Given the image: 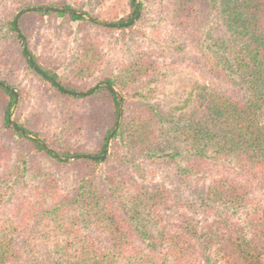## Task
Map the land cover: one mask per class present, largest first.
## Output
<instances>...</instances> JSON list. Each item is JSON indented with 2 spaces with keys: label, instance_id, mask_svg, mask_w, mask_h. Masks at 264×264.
I'll return each mask as SVG.
<instances>
[{
  "label": "trees",
  "instance_id": "obj_1",
  "mask_svg": "<svg viewBox=\"0 0 264 264\" xmlns=\"http://www.w3.org/2000/svg\"><path fill=\"white\" fill-rule=\"evenodd\" d=\"M104 1L87 5L74 0V7L100 19L93 11ZM221 1L229 36L227 43L221 42L225 55L217 54L206 62L217 79L236 85L238 78L242 87L225 93L202 90L205 123L211 129L193 121L179 124L176 116L186 109L189 99L167 109L155 104L154 52L143 48L121 60L115 73L108 69L99 73L108 61L105 37L114 30H132L135 24L105 28L64 13L28 12L20 17L18 27L39 68L74 92H87L99 82H108L121 93L124 111L105 160L63 162L9 126L15 99L0 85V181L18 176L21 180L17 182L26 185V170L22 175L19 169L7 171L14 155L27 165V154H42L77 179L74 190L65 191L60 178L33 158L39 178L31 192L38 195L19 199L17 211L12 212L20 216V223L0 226V264H47L46 260L38 262L44 253L36 244H30L39 234L54 243L57 260L54 258L53 264H264V0ZM218 2L165 0L163 6L165 16L185 31L211 10L217 11ZM140 5L144 10L145 2ZM32 6L73 7L63 0L0 1V31L4 27L8 30L6 37L0 36V80L20 96L13 119L62 157L101 156L117 119V98L106 87L90 96H69L30 66L12 20L21 8ZM126 6L128 17L118 20L115 14L101 20H132L137 7L132 0H127ZM51 17L78 23L80 37L66 74L51 67L50 60L41 64L31 48L33 40L45 44L41 59L54 50V43L40 31ZM142 19L143 12L137 22ZM23 73L38 78L49 92L61 125L58 132L48 130L51 125L43 112L24 114ZM170 123L174 126L169 127ZM128 138L133 155L121 157L120 143ZM173 143L174 152L169 154ZM179 143H184L185 149H180ZM136 159L173 161L178 164L176 182L167 185L155 181L157 170L144 171ZM230 162L237 164L243 174H237ZM4 196L0 193V202ZM1 205L5 206L4 202ZM20 211L21 215L16 214ZM36 212L45 224L32 222ZM56 229H63L64 244Z\"/></svg>",
  "mask_w": 264,
  "mask_h": 264
},
{
  "label": "rangeland",
  "instance_id": "obj_2",
  "mask_svg": "<svg viewBox=\"0 0 264 264\" xmlns=\"http://www.w3.org/2000/svg\"><path fill=\"white\" fill-rule=\"evenodd\" d=\"M0 1L9 3L11 0ZM52 1L61 2V0ZM78 1L87 5L89 3L90 5L96 3V0ZM139 1L145 2L144 10H142V21L137 22L132 30H114L105 37L108 61L105 62L104 67L99 73L103 74L106 69L115 73L117 71L116 67L121 60L129 59L133 53L141 51L143 48L147 52L152 51L154 52L153 61L156 63V72L152 77L155 104L167 109L189 99V104L186 109L176 116L180 119L179 124L182 126L193 121L195 125L199 124L200 127L211 129L212 127L207 122L205 123V108L201 105L200 101L202 90L206 88L207 90L225 93L231 92L232 90L236 91V88L242 87L238 78H236V85H231L217 79L209 71L208 63L206 62L207 58L225 55V47L221 46V42L224 41L227 43L229 36L226 17L222 13V1L219 0L217 11L215 9L211 10L203 20L192 23L191 27L185 31L181 29L179 24L172 22L165 16V7L163 6L165 0ZM63 2L75 8L74 0H63ZM126 5L127 0H105L101 2V6L98 5L95 8L93 13L103 20H109L110 17L116 14L117 19L120 20L129 15V9H127ZM77 25L78 23H72L67 18L56 19L51 17L48 21L46 19L40 31L48 37V41L54 43V50L47 53L45 59H41L42 52L45 50H43L45 44L40 45L34 42V40L31 43V48L40 59L41 64L45 65L44 61L50 60L51 67L59 70L62 74H66L70 63L74 60L76 43L80 37ZM34 30L38 31L39 28H34ZM6 31L8 32L5 27L2 28L0 36L6 37ZM20 80L24 88L25 96L23 106L24 114L29 116L34 111L43 112L51 125V128L48 130L55 133L58 132L61 125L57 117L56 104L51 100L44 84L29 73H23ZM94 81L92 80L91 83L94 84ZM15 111L13 112V118ZM20 121H23V117H20ZM173 126L174 124L170 123L169 127ZM174 144L171 145L167 153L172 154L174 152L172 149ZM120 145L122 146L119 151L121 157H130L133 155L134 147L129 142V138L128 140L122 141ZM184 146V143H179L180 149H185ZM27 156V165H23L19 162L18 157L14 155L8 165L10 170L7 171L8 173H13L15 169H19V174L22 175L24 170H26V185L22 181L17 182V179H19L18 176L15 178L11 177V179L7 177L6 180L0 181V193H5V196L0 202V226L9 227L13 222L20 223V216L15 217V214L12 212L13 210L17 211L15 206L19 203V199L23 196L34 199L38 195L37 192L34 194L31 192V187L35 184V179L39 178V174L36 175L37 168L33 158L41 162L47 172L60 178L61 186L65 191L72 192L76 186L77 179L75 175L70 172L65 173V171L54 165L53 161L46 156L42 154L36 155L37 157L28 154ZM138 162L142 163L144 171L150 168L157 170L158 175L155 181L167 183V185L176 182L175 176L178 164H175L173 161L167 160L164 163H155L153 160L138 161L136 159L135 163ZM180 163L181 165L184 164L183 157L180 159ZM230 164L235 167L237 174H243L237 164L231 162ZM259 187L262 189L261 185ZM3 202L5 206L1 205ZM47 205H44V207ZM80 207L76 214L80 212ZM22 213L23 211H20L16 214L21 215ZM38 220L41 224L46 223V220L41 217V214L36 212L32 222ZM72 227L74 229L76 228L75 225ZM56 230L58 235L64 239L61 240V244H64L66 235H64L63 229ZM88 232L91 233L92 231L89 230ZM39 235L30 243L32 246L36 244L44 253L38 259V262L46 260L47 264H53L54 258H57L54 254V243L47 241L41 234ZM69 239L73 240V237Z\"/></svg>",
  "mask_w": 264,
  "mask_h": 264
},
{
  "label": "water",
  "instance_id": "obj_3",
  "mask_svg": "<svg viewBox=\"0 0 264 264\" xmlns=\"http://www.w3.org/2000/svg\"><path fill=\"white\" fill-rule=\"evenodd\" d=\"M132 1L137 7V14L135 15V17L132 20H130L128 22L109 23V22L103 21L101 19H97L94 16L89 15L86 12L81 11L79 9L72 8V7H61V6H32V7H24L22 9H20L14 15L13 20H12L14 31H15V33L18 36V39H19V42H20V46L22 48V51H23L24 55L28 59V61L30 63V66L39 75H41L45 80H47L51 84L55 85L58 90L62 91L63 93L68 94L69 96L83 97V96H90L95 91H97L100 87H106L111 92H113V94L116 96L117 103H118L117 119L115 121V124H114L113 128L111 129V131H110V133L108 135V139H107V142H106V147H105L103 155H101V156H92V155H89V154H78V155H73V156H70V157H62L57 152H55V150L51 146H49L48 144L43 142L41 139H39V138L35 137L34 135L30 134L24 128H21L15 122V120L13 119V112L16 110V108H17V106L19 104V101H20L19 93L13 87H11L7 83H5V82L0 80V85L3 86L5 89H7L14 96V99H15V102H14V104L12 106V110H11L10 115L8 117L9 126L13 130L17 131L20 135L32 140L33 142H35L38 145H40L43 149H45L46 151L51 153L54 157L58 158L59 160H61L63 162H69V161H72V160H75V159H95V160H99V161H103V160L106 159V157L108 156V153L110 152V146H111V142H112L113 136L118 131L119 126H120V124L122 122V118H123L124 106H123L121 93L114 86H112L111 84H109L106 81H102V82H99V83L95 84L93 86V88L91 90L87 91V92H74V91L68 90L67 88H64L61 85H59L55 80H53L51 77H49L41 68H39L36 65V63L34 62L33 56L31 55V53H30V51H29V49L27 47V42H26L23 34L21 33L19 27H18V20L20 19V17L22 15H24L25 13H28V12L64 13V14H71V15L79 16V17H81L83 19H86V20H88V21H90L92 23L98 24L99 26L105 27V28L129 27L131 25L136 24L137 21L139 20L140 16H141V14H142V8H141V5H140V1L139 0H132Z\"/></svg>",
  "mask_w": 264,
  "mask_h": 264
}]
</instances>
